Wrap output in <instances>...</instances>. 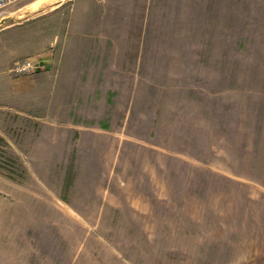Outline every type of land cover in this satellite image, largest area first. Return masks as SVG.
<instances>
[{"label": "rangeland", "instance_id": "rangeland-1", "mask_svg": "<svg viewBox=\"0 0 264 264\" xmlns=\"http://www.w3.org/2000/svg\"><path fill=\"white\" fill-rule=\"evenodd\" d=\"M252 4L0 7V264H264Z\"/></svg>", "mask_w": 264, "mask_h": 264}, {"label": "built area", "instance_id": "built-area-1", "mask_svg": "<svg viewBox=\"0 0 264 264\" xmlns=\"http://www.w3.org/2000/svg\"><path fill=\"white\" fill-rule=\"evenodd\" d=\"M13 0H0V7L6 5ZM42 68L40 61H35L31 57H26L21 60H17L12 68V70L17 74H30L35 73Z\"/></svg>", "mask_w": 264, "mask_h": 264}, {"label": "crops", "instance_id": "crops-1", "mask_svg": "<svg viewBox=\"0 0 264 264\" xmlns=\"http://www.w3.org/2000/svg\"><path fill=\"white\" fill-rule=\"evenodd\" d=\"M251 1H252V3H254V4H252V6L254 5L255 7H262V9H264V0H251ZM40 75H42V74H40ZM34 76H32V77H34ZM32 77L29 75V76H24V77L16 79V87L18 89V90L16 89V91H15L16 95H19L22 92V90H21L22 86H21L20 82L24 81V79H25V81H28V82L32 81L33 79H36V78H32Z\"/></svg>", "mask_w": 264, "mask_h": 264}, {"label": "bare ground", "instance_id": "bare-ground-1", "mask_svg": "<svg viewBox=\"0 0 264 264\" xmlns=\"http://www.w3.org/2000/svg\"><path fill=\"white\" fill-rule=\"evenodd\" d=\"M40 5V4H39Z\"/></svg>", "mask_w": 264, "mask_h": 264}]
</instances>
